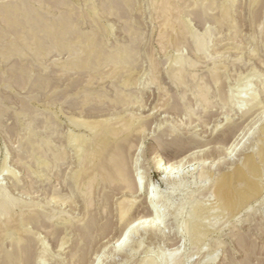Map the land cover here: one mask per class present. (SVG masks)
Segmentation results:
<instances>
[{"label": "rangeland", "instance_id": "1", "mask_svg": "<svg viewBox=\"0 0 264 264\" xmlns=\"http://www.w3.org/2000/svg\"><path fill=\"white\" fill-rule=\"evenodd\" d=\"M263 113L264 0H0V205L31 223L0 264H264V178L235 212L216 193ZM109 130L123 172L86 186L69 140Z\"/></svg>", "mask_w": 264, "mask_h": 264}, {"label": "bare ground", "instance_id": "2", "mask_svg": "<svg viewBox=\"0 0 264 264\" xmlns=\"http://www.w3.org/2000/svg\"><path fill=\"white\" fill-rule=\"evenodd\" d=\"M29 23L30 22H27L28 25ZM30 26L35 30L38 29L39 32L45 33L44 31L41 30L40 26L39 27L37 26V24L36 25L31 24ZM35 26L37 27L35 28ZM38 31H36L37 38L40 36ZM261 118L264 124V117ZM117 131L119 130H109L105 132L102 141L100 143H97V145L93 148L91 147L92 146L91 143L93 142L94 138L85 139L79 145H76L74 143L77 140L78 135L76 134L72 135L71 139L69 140V146H72L74 148L75 153L77 154V159H78L77 162L79 165L78 167L79 170L77 171V177H84L85 179L84 182L86 186H92L96 182H99L101 180L111 181L118 172H123V168L121 166L122 163L121 161L117 160L115 155L116 149L113 150L114 146L115 148L119 149V145H117V143H115V141L113 140L116 137L115 135ZM97 134H98L97 131L93 132L94 137H96ZM98 161L100 162L99 164ZM238 175L240 177L237 180H234L233 182H231L229 179H226L220 186H218L219 187L217 189L218 192L216 191L218 195L217 197L219 198V207L229 210L230 212H235L247 206L246 204L249 201L257 198V196L261 193L260 187L264 178V152L259 154V157L255 158V160L248 167V169L244 170V172L238 173ZM133 187L132 188L135 189L136 192L138 193L142 194L144 192L138 183L133 184ZM145 200L150 205H155L157 203V198L152 192L151 195L147 196V199ZM144 202L145 201H143V203ZM131 206L124 207L121 209L120 223L123 232L121 231L122 234L120 238L117 237L118 238L117 245L115 243L116 246H114L116 247V250L114 249L116 253H119L122 250L125 243L129 241L131 238H133L138 231V226H136L137 225L136 222L129 223L132 220L130 216ZM199 211L203 213L202 212L203 210H201V208H199L198 213ZM9 214H10L9 208L7 206L0 205V242L3 241L5 243L10 242V245L13 248H16L20 246L21 243H23L24 233L28 232V226L31 223L29 222L26 224L25 218H23L22 216L17 218L13 217L14 218L13 219L12 216L9 217ZM142 216L143 215H141L140 219L142 218ZM135 217L133 218L134 221H136L135 219L140 221L139 218H135ZM144 220L145 221H143L142 219V222H140L141 226L147 222L146 219ZM176 226H177L176 221L168 222L164 230L175 228ZM3 252L6 254L9 253L8 250L6 249L3 250ZM15 262H16L15 259L9 258L7 264H15Z\"/></svg>", "mask_w": 264, "mask_h": 264}]
</instances>
